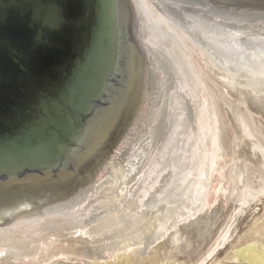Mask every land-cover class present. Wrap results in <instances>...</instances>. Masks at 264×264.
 Segmentation results:
<instances>
[{"label":"rangeland","instance_id":"374dc122","mask_svg":"<svg viewBox=\"0 0 264 264\" xmlns=\"http://www.w3.org/2000/svg\"><path fill=\"white\" fill-rule=\"evenodd\" d=\"M141 1L148 17L151 18L150 10H155L156 18L159 20L163 18L161 8L166 6L165 3L175 2L173 0ZM128 4L133 21L132 32L148 65L145 78L146 81L151 79L150 83L148 82L147 86L143 84L141 92L139 91L140 112L135 133L132 138H129L130 142L129 135L121 140L120 147L117 149L120 150L119 154L114 156L115 159L112 158L107 166L111 170L108 172L106 168L93 179L94 181L87 183L95 188L91 191L88 189V192L84 193L85 196L82 195L81 202L69 206L70 208H58L63 211V214L41 216V221L9 228L8 226L12 224H9L8 220L0 221V242L10 237L28 235L34 237L45 233V238L37 245L36 252L25 258H10L12 261L8 259V264H128L124 262L123 257H119L122 254L119 249L109 253L91 250L92 255H90L82 250L87 246L79 243L74 244L76 251L65 248L54 253L57 255L52 258L45 257V251L49 249L48 245L54 239L53 234L49 235V233L53 232L51 230L56 225L70 226L74 215L78 218L89 214L100 204L101 199L110 196L109 194L127 192L128 199L135 194V202L140 206V202L146 200L151 193H155L164 175L175 174V179L179 180L180 173H176L178 168L176 153L183 158V164L188 162L187 157L192 160L199 159L196 173L189 171V175L194 178L192 194L195 199L200 196L202 201L195 211L189 212L183 219L175 224L169 222L168 227L162 230V237L149 247V250L160 247L171 234L182 228L187 229L188 238H190L183 239L178 248L173 250L174 258L169 262L161 260L158 264H214V262L216 264H264V108L258 106V102L251 103L242 96L231 93L226 88L227 82L232 81L231 76L223 74L225 77L220 81L214 76L215 68L212 65L205 66L203 63L205 59L212 64L211 59L207 57L211 55V52L205 51L202 54L193 45L183 40L182 48L193 63V73L202 85L204 96L198 108L199 124L185 132L184 142L175 147L172 136L180 128L178 124L180 118L173 108L176 97L174 90L170 88L168 91L166 83L162 80L159 82L157 77L155 78V65L150 59L152 54L163 58L165 56L164 59L173 67V58L168 48L163 49L157 44L156 41L162 37L157 33V27L153 23H150L152 31L149 32L147 22L136 0H128ZM174 4L183 5L178 2ZM220 10V12L212 11V14L219 15V19L238 26L259 27L264 24V18H260L262 13L258 10L249 13L246 11L244 14L248 16L239 11L232 14L228 11L224 12V9ZM167 20L168 24L174 23L171 16L164 18V21ZM176 36L179 37V35ZM255 37L264 41L262 36ZM172 39L171 45L174 47L175 38L172 37ZM256 51L264 55L261 49L256 48ZM242 57L248 58V53L246 55L243 53ZM262 58L264 57H260ZM172 70L181 87V92L191 99L192 91L186 83L184 74L177 72L175 67ZM243 80L244 78H239L240 82ZM242 84L247 94L251 93L250 88L245 87L253 86V84ZM263 97L264 94L261 92L254 95V98L259 100ZM123 121L122 119L119 124L117 134L120 132ZM202 133H208V135H202ZM202 137H208L206 140L208 146L202 143ZM117 140L114 141L111 149L117 144ZM126 140H128L127 146L121 148ZM190 141L193 145H189ZM111 176L114 177L112 180L109 179ZM83 179L77 182L76 187H82ZM261 197L262 201L257 202V198ZM246 210H249V215L243 214ZM199 218H201L199 228L203 231L201 234H196L193 227L188 228V225ZM206 224L208 228H203ZM160 229L157 230L159 233ZM64 246H68L67 243ZM6 255L7 250L0 244V258Z\"/></svg>","mask_w":264,"mask_h":264},{"label":"water","instance_id":"95a60500","mask_svg":"<svg viewBox=\"0 0 264 264\" xmlns=\"http://www.w3.org/2000/svg\"><path fill=\"white\" fill-rule=\"evenodd\" d=\"M123 6L0 0V214L88 177L113 146L137 67Z\"/></svg>","mask_w":264,"mask_h":264},{"label":"bare ground","instance_id":"6f19581e","mask_svg":"<svg viewBox=\"0 0 264 264\" xmlns=\"http://www.w3.org/2000/svg\"><path fill=\"white\" fill-rule=\"evenodd\" d=\"M173 1L183 3V5L174 4L175 2H166V6L164 5L165 7L161 8V13H163L161 20L156 18L155 10H150L151 18H149L141 0H136V3L144 20L147 22L149 32L152 31L150 23L157 27V33L162 37V39L156 41L157 44L163 49L168 48L173 58V67L177 69V72L184 74L186 83L192 91V98L189 99L181 92V87L173 74V67L164 59L165 56L163 55V58L152 54L150 59L155 65V78L157 77L159 82L161 80L164 81L168 91L170 88L174 90L176 97L175 102H173V108L175 114L180 118L178 122L180 128L172 136V143L177 147V145L184 142L183 134L187 133L196 124H199L197 119L198 108L204 96L202 85L193 73V63L188 59L182 48L183 40L193 45L202 54L205 51L211 52V55H207V57L211 59L212 64H209L205 59H203V63L205 66L210 67L212 65L215 68L214 76L220 81L225 75L231 76L232 81L230 83L226 81V88L231 93L242 96L251 103L258 102V106L264 108V97L260 100L254 98L255 93L261 92L264 94V58L260 59L264 55L256 51V48L264 51V41L255 39L258 38L255 37L256 35L264 37V24L259 27L238 26L219 19V15L212 14L214 11L220 12V9L232 14H236L239 11L243 15H247L244 14L246 11L249 13L253 10H258L262 13L260 18H264V2L254 0ZM123 5L125 23L128 25V34L137 67L121 117V120L123 119L124 121L120 132L115 138L118 140L117 144L114 145V150L110 148L92 173L81 180L83 181L81 188L79 186L76 187L78 180L1 213L0 221L6 219L10 222L9 224H12L8 228L41 221V216L61 215L63 211L58 208L71 207V205L81 202L88 189L91 191L95 188H92L87 183L92 182L98 174L107 168L110 160L119 154L120 150L117 149L120 147L123 137L129 135V140L135 133L140 112L138 103L139 91L141 92V86L143 84L147 86L151 79L146 81L145 78L148 73V65L143 54H141L139 46L136 44V39L132 32L133 21L128 0H123ZM170 16L174 21L173 24H168V20L164 21V18H169ZM176 35H179V37ZM172 37L175 38L174 47L171 45ZM243 53L244 55L248 53V58L242 57ZM241 77L244 80L240 82L239 78ZM242 83L253 84V86L248 85L249 87H245L250 88L251 93L247 94ZM213 101H215L214 98ZM120 133L121 135L119 136ZM202 135H208V133H202ZM207 139L208 137H202V143L208 146ZM128 140L121 148L127 146ZM191 141L189 145H193ZM196 145H198V141H196ZM176 155V166L178 167L176 173H180H178L180 176L179 180L175 179V174L164 175L158 184V188H155V193L150 192L151 195L140 202V206L135 202V194L130 199H128L127 192L109 194L110 196L101 199L100 204L94 207L89 214L78 215V218L74 215L70 226L63 225L61 227V225H56L52 228L51 231L53 232L49 233V235L53 234L54 239H51L52 241L48 245L49 249L45 251V257L52 258L57 255L54 253L65 248L76 251L74 244L79 243L87 246L82 250H85L90 255H92L90 253L91 250H101L102 253H109L112 250L119 249L122 251L119 257H123L124 262L128 264H158L161 260L163 262L171 261L175 256L173 255V250L178 248L183 239L190 238H188L187 229L177 230L160 247H153L151 250H149V247L162 237V230L168 227L169 222L175 224L180 219H183L189 212L195 211L199 207L200 201H202L200 196H197L196 199L194 198L192 194L194 178L189 175V171L196 173L195 170L198 169L199 159L195 158L192 160L187 157L186 161L188 162L183 164L181 155H178V153ZM106 170L109 172L111 169L107 168ZM113 178L111 176L109 179L112 180ZM86 187L87 189H85ZM260 201H262V197L257 198V202ZM249 210L244 211L243 214L249 215ZM200 222L201 218L195 219L188 225V228L193 227L196 234H201L203 230L199 228ZM206 227L208 228V224L203 228ZM158 228H161L160 233L157 231ZM44 234L35 235L34 237L29 235L15 236L10 237L8 240H2L0 244L7 250V255L0 258V264H8V259L10 258H25L32 255L37 251V245L43 242ZM66 243L68 246H64ZM162 257L164 258L162 259ZM214 264L216 263L214 262Z\"/></svg>","mask_w":264,"mask_h":264}]
</instances>
